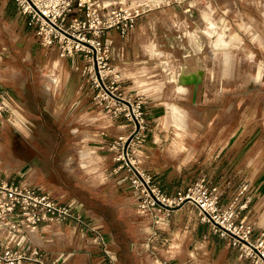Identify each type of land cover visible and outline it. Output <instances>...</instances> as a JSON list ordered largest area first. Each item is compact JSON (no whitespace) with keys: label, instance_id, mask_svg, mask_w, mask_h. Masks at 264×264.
<instances>
[{"label":"rangeland","instance_id":"1","mask_svg":"<svg viewBox=\"0 0 264 264\" xmlns=\"http://www.w3.org/2000/svg\"><path fill=\"white\" fill-rule=\"evenodd\" d=\"M190 2L192 8L189 10L184 6H172L151 13L153 17L140 24L146 33L137 39V43H133L143 47L139 57L149 61L151 68H138L133 73L144 77L143 88L152 93L148 95L149 99L144 97L143 103L140 100L133 102L118 91L122 94L119 97L114 93L117 84L110 83L121 79L113 62H109L113 71L109 75L106 73L109 66L104 69L96 68L93 54L90 53L80 58L82 64L77 71L83 75L81 81L85 83V97L80 101L78 109L92 108L96 110V116L88 117L77 113L74 118L65 122L61 119L59 124L51 116L55 114L54 107L57 103H47L43 101V96L48 97L52 92L58 94L62 89L74 86L76 76H71L67 85L63 84L60 74L65 71L67 64L60 61L68 58L60 57L57 51L45 50L41 45V38L37 36L39 28L30 27L32 41L27 45L34 49L31 69L34 83L27 86L7 85L10 90L2 86L6 93L2 100L6 111L0 115V171L8 176L34 175L40 181L39 186L43 187H33L42 190L46 188L44 191L51 192L57 198L58 191H62L59 189L62 184L58 187L52 181H56L57 176L71 180L73 167L67 163L58 166V163H70L74 158H79L76 172L93 175L96 168L95 165L92 168V163L95 160L91 150L87 148L92 135L89 134V124L94 120L101 125L113 124L107 132L108 147L100 149L103 152L101 157L107 158L108 162H116L117 165L125 164V168L117 176H122L125 172L129 174L126 182L134 191L135 197L129 200L130 195L120 192L121 200L115 205L116 209L112 210L116 219L121 220L129 214L135 223L124 228L119 225L120 229L114 227L112 230L126 246L129 241L136 242V238L146 237L156 231L151 215H141L138 210L140 190L145 186L143 181L149 179L140 170V151L143 147L154 137L164 141L175 138L193 140L194 148L200 147V143L207 144L211 163L218 154L220 157L223 153L234 156L238 150L233 148V142L252 139L261 130V120L264 117V0ZM111 44L120 46L121 43L117 40ZM98 70L101 71L102 80L97 75ZM193 76L197 79L192 83L182 81L184 77ZM66 80L64 77L65 82ZM131 86L126 87L134 94L135 90ZM144 102L152 110L150 113L143 111ZM185 111L190 112V115ZM40 124L44 126L41 127ZM69 124L75 128V133L67 129ZM188 124L194 131L192 139L185 137V127ZM48 127L51 131L46 130ZM58 143L61 144L59 148ZM72 145L76 147L72 148ZM166 156L165 159L169 155ZM70 157L73 160L69 161ZM89 165L92 166L89 168ZM99 175L102 179L101 174ZM133 180L137 184H133ZM154 184L160 190L159 184ZM57 199L61 202L59 197ZM132 202L135 205L129 207ZM249 208L250 205L242 213L241 218H245V224H250L246 218ZM127 209H130L129 213ZM160 217V228H164L162 220L166 215ZM136 220L145 225L139 227ZM159 224H155V228ZM206 226L212 232L211 223ZM106 232L111 230L107 229ZM263 232L260 228L251 230L250 241L258 246L264 239L261 236ZM218 240L230 245L229 250L241 260L251 264H264L258 259L257 250L242 247L243 242L233 245L229 237ZM158 249L160 254L169 256L166 248ZM199 250L189 248L194 259L198 257V261L193 260L192 264L201 263Z\"/></svg>","mask_w":264,"mask_h":264},{"label":"crops","instance_id":"2","mask_svg":"<svg viewBox=\"0 0 264 264\" xmlns=\"http://www.w3.org/2000/svg\"><path fill=\"white\" fill-rule=\"evenodd\" d=\"M151 17L153 14L141 18L135 29L124 37L117 31L111 30L102 38V43L108 52L106 66L109 67L106 73L110 75L113 72L111 71L113 65L121 76L120 80L110 82L117 84L114 93L122 97V94L118 92L120 91L125 94L124 97L133 102L140 100L143 103L144 97L147 100L149 99L148 95L152 94L151 91L148 92L143 88L144 77L133 73L138 68H151L149 61H144L139 57L143 47L133 43V41L137 43V39L144 36L146 31L140 24L150 20ZM117 40L120 41V46L111 44L112 41ZM30 41H32V31L29 17L22 14L16 0H0L1 87L18 84L27 86L34 83L31 73L34 49L27 45ZM147 49L148 52L149 47ZM82 56L83 54H79L74 58L61 59L60 61L62 64H67L65 71L60 74L63 84L67 85L70 77L76 76L74 86L64 88L58 94L52 92L51 95L48 94V97L43 96V101L57 103L54 107L55 114L51 115L57 124L61 119L65 122L67 119L74 118L77 113L85 114L88 117L96 116L94 115L96 110L92 108L78 109L80 101L85 97L83 94L85 83L81 81L83 75L77 73L82 64L80 61ZM110 61L113 62L111 66L109 65ZM64 77L67 79L66 82ZM129 85H132V89L135 90L134 94L129 92L131 89L126 87ZM8 89L10 90V88ZM142 109L149 113L152 111L146 107L145 102ZM185 113L190 115V112L185 111ZM36 120L38 121V119ZM261 121V130L252 139L233 142V148L238 150L234 156L231 157L228 153H223L220 157L218 154L211 163L207 144L200 143V147L194 148L193 140H177L175 138L164 141L154 137L140 151L142 155L140 170L152 182L158 183L160 190L167 196L185 192L193 184L205 179L211 187L220 192L223 204L232 201L238 188L248 183L257 189V193L246 218L255 228L264 230V117ZM90 123L92 124H89V134L92 135L87 148L91 150L90 153L95 160L92 163L93 166L89 165V168L91 166L93 168L95 165L94 174L77 173L76 166H79V158L73 160V157H70L69 161L73 160L72 162L63 161L58 163V166L66 163L72 164V179L67 180L57 176L56 181H52L58 187L62 184L59 188L62 191H58L59 199L73 213L82 215L88 227L72 221L61 225H39L31 232L33 244L41 248L50 259L59 260L62 264H161L163 260L161 257L153 259L146 253V237H138L136 242L131 240L126 246L124 242L118 240L116 232L113 231L114 227L124 228V226L135 223L129 214L123 216L121 220L116 219L112 210L116 209L115 205L119 204L118 201L121 200L120 192L130 195L129 200H133L135 194L126 182L129 174L125 172L122 176H117L118 172L125 168V164L117 165L116 162H108L107 158L101 157L103 152L100 149L108 147L107 132L113 124L101 125L97 124L96 120ZM40 126L43 127L44 124H40ZM67 127L71 133H75L72 124ZM46 130L51 131V128L48 127ZM57 131L61 133V130L57 129ZM193 132L192 127L188 124L185 127V137L192 139ZM60 145L58 143L57 148ZM75 147L72 145V148ZM221 149L223 150V148ZM255 149L258 151L253 152ZM166 155H169L167 159H165ZM99 174L102 179L99 178ZM0 175L7 182L20 183L19 185L23 187L39 186L40 184L39 179L34 178V175H30V177L24 174L8 176L3 171H0ZM64 176L68 178V176ZM124 176L125 179H122ZM94 181L97 183H93ZM134 205L135 203L132 202L129 207ZM129 210H126L127 213ZM162 221L164 228H160V221L156 228L153 223V228L157 229L161 238L168 241L166 252L169 256L165 257L170 264H192L193 260L198 261V257L194 259L192 252L188 251L189 248L201 250H199L200 264H251L238 258L229 250L230 245L219 241L210 228L201 223L198 209L193 205L185 204ZM136 223L139 227L145 225H141L140 220H136ZM149 225H151V221ZM107 229H110L111 232H106ZM24 240L25 238L21 237L16 244L21 245Z\"/></svg>","mask_w":264,"mask_h":264},{"label":"built area","instance_id":"3","mask_svg":"<svg viewBox=\"0 0 264 264\" xmlns=\"http://www.w3.org/2000/svg\"><path fill=\"white\" fill-rule=\"evenodd\" d=\"M23 15L28 14L30 27L39 28L37 36L47 51H57L62 58H74L79 54L86 57L92 53L99 69L106 68L107 49L102 38L111 30L126 36L135 29L137 22L145 16L172 6L192 8L190 0H16ZM99 75L102 80L101 71ZM5 90L0 86V115ZM142 178V177H141ZM140 190L141 200L138 210L141 215H151L157 224L161 215L169 217L172 210L185 204L195 206L201 223L212 225V232L219 238L229 237L232 244L247 242L257 250L259 260L264 262V239L254 245L250 241L251 224H245L242 213L254 201L257 189L248 183L241 185L236 196L227 204L221 201L220 192L204 179L185 192L175 196L163 194L157 184L144 179ZM133 184H137L133 180ZM139 191V184L137 185ZM169 208V209H168ZM69 221L88 227L82 215L73 213L51 192L36 187H22L9 183L0 175V264H62L50 259L38 246L33 244L31 232L39 225L65 224ZM264 236V232L261 234ZM24 237L21 245L18 239ZM146 253L153 259L161 257V264H170L159 253L158 248H166L168 241L157 231L146 236Z\"/></svg>","mask_w":264,"mask_h":264},{"label":"bare ground","instance_id":"4","mask_svg":"<svg viewBox=\"0 0 264 264\" xmlns=\"http://www.w3.org/2000/svg\"><path fill=\"white\" fill-rule=\"evenodd\" d=\"M203 33H204V32H203ZM205 34H206V33H205ZM209 37H210V36H209ZM212 38H213V37H212ZM196 79H197V78L194 77V76H193V77H184V78H183V82H188V83L191 82V83H192V82L196 81ZM182 90H183V89H182ZM244 248L249 249V248H251V247L249 246V244H248L247 242H245V243H244Z\"/></svg>","mask_w":264,"mask_h":264},{"label":"water","instance_id":"5","mask_svg":"<svg viewBox=\"0 0 264 264\" xmlns=\"http://www.w3.org/2000/svg\"><path fill=\"white\" fill-rule=\"evenodd\" d=\"M94 65H95V67L96 68H98V64H97V61H96V57L94 56ZM97 75H98V77H100V75H99V71H97ZM136 127H137V131L139 130V126H138V123H136ZM177 209H179V208H175V209H173V210H177Z\"/></svg>","mask_w":264,"mask_h":264}]
</instances>
